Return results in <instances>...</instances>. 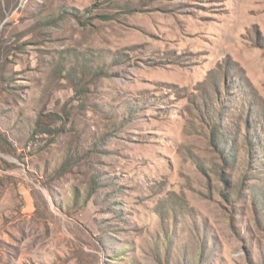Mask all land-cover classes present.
<instances>
[{"label":"rangeland","instance_id":"1","mask_svg":"<svg viewBox=\"0 0 264 264\" xmlns=\"http://www.w3.org/2000/svg\"><path fill=\"white\" fill-rule=\"evenodd\" d=\"M0 264H264V0H0Z\"/></svg>","mask_w":264,"mask_h":264},{"label":"trees","instance_id":"2","mask_svg":"<svg viewBox=\"0 0 264 264\" xmlns=\"http://www.w3.org/2000/svg\"><path fill=\"white\" fill-rule=\"evenodd\" d=\"M239 190V189H238Z\"/></svg>","mask_w":264,"mask_h":264}]
</instances>
